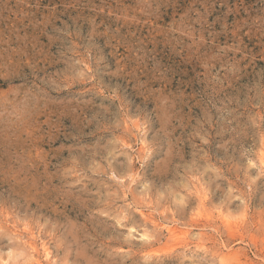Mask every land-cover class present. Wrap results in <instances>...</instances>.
<instances>
[{"label": "rangeland", "instance_id": "1", "mask_svg": "<svg viewBox=\"0 0 264 264\" xmlns=\"http://www.w3.org/2000/svg\"><path fill=\"white\" fill-rule=\"evenodd\" d=\"M263 154L264 0H0V264H264Z\"/></svg>", "mask_w": 264, "mask_h": 264}, {"label": "bare ground", "instance_id": "2", "mask_svg": "<svg viewBox=\"0 0 264 264\" xmlns=\"http://www.w3.org/2000/svg\"><path fill=\"white\" fill-rule=\"evenodd\" d=\"M264 155V154H263ZM262 159V158H261ZM262 166L264 167V157H263V159H262ZM262 168V167H261ZM200 182V181H199ZM203 194V193H202ZM206 194V193H205ZM200 197V196H199ZM202 197V196H201ZM205 197H206V195H205ZM202 199V198H201ZM201 201V200H200ZM205 203V202H204ZM202 211V210H201ZM147 213V212H146ZM145 212H142V214L143 215H145L144 216V218H146V220L147 219H150L151 221L150 222H152L155 226H162L161 225V223L160 222H158L155 218H153V214H152V216H150V215H148V214H146ZM199 213V212H198ZM223 213V212H222ZM201 214H203V213H201ZM206 214V213H205ZM203 216H205V215H203ZM202 218V217H201ZM194 221V220H193ZM207 221H208V219H207ZM223 221V220H222ZM224 222H226L229 226H231L233 223L230 221V220H228V219H224ZM167 228V230L170 232V233H176L177 231H178V227L176 226V225H170V226H166ZM150 230V229H149ZM234 232V231H233ZM28 233V232H27ZM30 234H33V232H30ZM150 234V233H149ZM173 234H171V235H173ZM234 235V234H233ZM145 238L147 237L148 238V234L146 235V234H144L143 235ZM151 237V236H150ZM149 237V238H150ZM153 237V236H152ZM176 237V236H175ZM37 238V237H36ZM144 238V239H145ZM32 239H34V236H30V239L28 240V244H29V246H30V249L32 250V256L35 258L34 259V262H35V264H45L41 259H39L38 257H36L35 256V253H37V252H39V248H38V245L32 240ZM200 239V238H199ZM203 244V243H202ZM43 249H44V253H45V256L47 257V258H50V255H51V251H50V249H49V247L47 246V245H43ZM220 254V253H219ZM226 254V253H225ZM224 254V255H225ZM224 255H223V257H224ZM221 256V255H220ZM225 260V259H224Z\"/></svg>", "mask_w": 264, "mask_h": 264}]
</instances>
